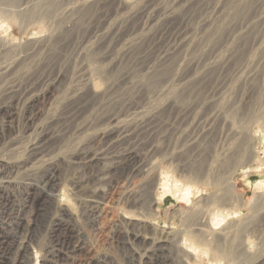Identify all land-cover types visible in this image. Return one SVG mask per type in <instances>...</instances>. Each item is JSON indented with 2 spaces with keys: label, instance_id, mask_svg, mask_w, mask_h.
<instances>
[{
  "label": "rangeland",
  "instance_id": "374dc122",
  "mask_svg": "<svg viewBox=\"0 0 264 264\" xmlns=\"http://www.w3.org/2000/svg\"><path fill=\"white\" fill-rule=\"evenodd\" d=\"M174 1L69 0V8L90 2V10L74 8L77 28L65 33L53 18L59 9L39 19L47 6L32 0L24 15L3 19L12 8L0 0V38L9 48L0 54V164L18 167L0 169V264H133L135 253L148 254L147 264L180 263L171 245L154 243L197 232L218 189L212 174L211 186L199 175L230 147H240L228 179L242 201L229 207V222L256 225L250 237L264 256V0ZM131 9L136 16L121 34L140 40L123 61L96 48L86 55L106 17L105 28ZM39 138L51 170L23 177ZM164 177L202 191L191 201L162 196ZM98 194L103 205L93 209ZM59 207L70 216L56 219ZM231 246L221 247L229 254ZM209 250L189 251L198 264H226Z\"/></svg>",
  "mask_w": 264,
  "mask_h": 264
},
{
  "label": "bare ground",
  "instance_id": "6f19581e",
  "mask_svg": "<svg viewBox=\"0 0 264 264\" xmlns=\"http://www.w3.org/2000/svg\"><path fill=\"white\" fill-rule=\"evenodd\" d=\"M67 1H69V0H35V2H38V4H41L42 6H47L46 12H44V14H42L39 17V19H44V17L47 16V15L49 17H50V15L51 16L52 15L55 16L56 15L55 12L58 11V9H59V12H57L58 16H55L53 18L54 19L56 18L55 20H58L59 19V21H56V22H59L60 25H62L61 26L62 32H65V33L72 32L73 30H75V28H77L76 27V23H77V20L79 19V18L78 19H75L74 18V14L72 12H74L76 10L75 13H77V14H79V13L85 14L88 11L87 9H89V7H90V6H88V4L90 2L89 3L88 2H84V4H82V5L78 6V7L77 6L76 7L74 6L75 10L73 11V9H74L73 7L69 8L70 6L68 4L67 5L69 7L67 5H65V2H67ZM182 1H185L184 7H186V6H189L192 3L193 0H182ZM30 2H32V0H19V2L17 4V0H8V3H9V5H10V7L12 9H9V11H8V8H7V12H4L5 14H2V18L3 19H10V18H12V19L14 18L15 19V18H17V16L24 15L25 14V11L28 9V5L30 4ZM174 3H175V5L176 4H179V0H175ZM65 6H67V7L66 8H63ZM91 7H93V6H91ZM122 7H123V5H122ZM148 7H151V6H149V4H148ZM13 8H15V10ZM2 9H4V8H2ZM132 10L133 9H131V12H129V14L127 15L126 18L124 17V21H123V18L121 17V19H119L120 21L117 19L116 21L111 22V24L108 25L107 28H105V25L108 24L107 21H109V19L111 17H106L104 23H102L103 26H104V28H102L101 30H99V31H102V32L98 36L99 40L96 43V46H94V44H93V45L88 46L87 48H84L87 51V54L86 55H90V53L94 54L95 53L94 51H95V48H96V50H101L102 51L101 52L102 54L101 53L100 54L102 56L104 55L105 58H109L113 53H115L118 56V58L120 57V59L123 61V58L130 53V51L132 50V48L138 44V42H139L138 40H140V39L136 38V39H130V40H127L126 41L125 37L128 34L127 35L121 34L123 24L124 23H127L128 20H130V19H134L135 16H136V12H133ZM60 11H61V13H60ZM170 11H171V9H170ZM137 12H138V10H137ZM172 12H171V14L168 15V21H166V23L168 22V24H170L172 22L171 19H170V17L174 13V12L173 13ZM178 12H181V11H178ZM71 13H72L71 17H68V16H70ZM59 14H60V16H59ZM78 17H80V16H78ZM53 18H52V20H53ZM63 18L66 21H64ZM80 22H81V19H80ZM51 39H50V41H51ZM5 40H7V39L0 38V54H3L5 52L9 51V48L7 46V41H5ZM125 41H126V43H124ZM121 45H122V47H121ZM119 47H121V48L118 49ZM84 49L81 48L79 51L82 52ZM15 53H16V51H15ZM13 59L15 60V58H13ZM17 63H19V61H17ZM38 66H40V65H38ZM3 68H5V67H3ZM15 69H17V68H15ZM5 70H7V71L14 70L13 63H12L11 66H7L5 68ZM37 79H35V81ZM28 88H29V85L25 86L24 87V90H21V91L26 92V90ZM25 94H24V96H25ZM118 126H120V125H118ZM113 129L116 130V128H113ZM242 134L245 135L244 132ZM240 135H241V133H240ZM251 136H252V138L254 140L253 142H255L257 144L258 143V139H257L258 137L257 136H254V135H251ZM238 137H239V134H238ZM47 149L48 148H46V146L44 144H42L41 138H39L34 144L31 145V148L28 150V153L26 154V158L24 159L23 163L21 164V169L22 168L24 169L23 177H31L34 174L36 175V171L39 170V169H46L47 171L51 170V167H52V163L51 162L52 161H49L47 159V157H46V159L43 157V155L46 153ZM238 150L240 151V147H239ZM236 151L232 147H230L224 153H222V154L220 153L219 156H217L215 159H213L214 162L212 164H209V167H207L208 170H205L204 172H202L199 175L200 183H202L203 185L208 186L210 184H208L207 179L210 177V174H212L211 176H213V180H214V184H212V187L214 186V187H216L218 189H217L216 192H214L211 195L212 196L211 197L212 200L210 202H212L213 204H211L210 206L208 205L210 208L208 207V209L206 211L203 210L204 211V214H203L202 218L199 217V219H201V221H200V224L197 225L198 227H196L197 228L196 229L197 232L196 231L194 233L193 232H189L190 230L187 229L189 231L184 232V234L182 233L181 234V237L179 235L178 238H175L172 241H170V239L166 240L167 238H165L162 241L161 240L160 241L157 240L158 242L154 243V248L161 249V250L162 249L165 250L166 249V246H168V244H169V246L171 245L172 246V249L174 250V252H175V254L177 256V258L179 259V260L177 259V262H180L178 264H198L197 261H196L197 259L195 257H193L192 253L189 250H193L196 253H207V252L210 251L209 250L210 248H212V257H211V260L212 261H216V262L224 261V262H226V264H247L249 262H254L253 264H264V256L262 254L261 255H258V252H261L260 250L262 248V245L261 244H258L256 241H253V239H252L253 237L252 238L250 237L251 232H254L255 233V230H256L255 226L256 225L253 226L254 228L251 229L250 226H246L245 227L244 224H243L244 225V227H243V225L238 224L237 222H233V221H230L229 222V220H231L232 214L234 213V212L233 213L230 212L229 207H231L233 203H238V202L240 203V201H242L241 200L242 198L240 197V195L237 196L234 193V186H233L234 184L231 183V182H229V179H228L229 178L228 174H230V172H231L232 167L234 166V164L236 166L233 169L237 168L240 165L239 164V161H240L239 159L240 158L237 157V152L239 153V151H237V152ZM238 156H240V155H238ZM248 159H249V157H248ZM247 162H248V160H247ZM249 162H250V160H249ZM15 168H18V167H15L14 165H11L10 163H7V164H2L1 163L0 164V169L2 170L3 173H5V172L11 173V171H13ZM19 169H20V167H19ZM145 174H147V173H145ZM195 178H197V177H195ZM7 179L8 180L5 181V182H3V184H10L11 183V181H9V178L8 177H7ZM185 179H186V177H185ZM204 179H206V180H204ZM154 184H156V183L154 182ZM197 184H199V183H197ZM27 186H29V185H27ZM195 187L196 186L194 185V182H185V183H182L181 181L180 182H176L175 180L174 181L171 180L169 177H164L162 179V182H161V188L163 190L162 196H166L167 194H172L174 197L179 198V199H182V200H185V201H191V198H192L191 196H193L196 193H199V192L202 191V190L200 191L199 189H197ZM206 196H207V194H206ZM100 198L104 199V195L98 194L97 196L94 195L91 198L90 204H91V207H93V209L100 208V206L103 205L102 201L101 202L98 201ZM52 199L53 198L51 197L50 200H52ZM54 204H56V203H54ZM154 204H156V200L151 199L150 202H149L150 207H153ZM200 204H202V203L200 202ZM67 209H65L63 207H59L58 210H59L60 216H57L56 219H61V217L63 218V217H66L68 215L70 216V214H68V210ZM200 210H202V209H200ZM260 215H262L264 217V207L262 208V210L260 212ZM58 221L59 220H54V221L51 222V224H53V228H56L57 226H59V224H56ZM225 222L226 223L229 222V223L224 228H222V229L221 228L220 229L217 228L220 225L222 226V224L225 223ZM195 223H196V221H195ZM247 224H249V223H247ZM191 225H193V224H191ZM67 227H68V225H67ZM18 228H20V224H19ZM262 229H263V227L261 228V232H263ZM177 232H176V234H177ZM140 236L136 235L135 238H134V240L136 242H140L142 239H144V238H141ZM172 237H173V235H172ZM146 238H148V237H146ZM260 239H263V238H260ZM254 240H256V239H254ZM228 241L230 243L232 242V246H231L232 252L231 253L228 252L229 254H227L226 252H224V250H222V247H221L222 244L227 243ZM253 243L256 244L255 245L256 247L257 246H260V247H257V248L256 247H253L254 249L255 248L257 249V250H255V252L251 251V247H250V244H253ZM2 245H5V243H2ZM252 246H254V245H252ZM151 248H153V246ZM145 251L146 250H144V252ZM3 253H4V251H3ZM135 254H137V253H135ZM135 254H133V257H134L132 259L133 260V264H136V263L137 264H147V262L145 261V259H147L148 254H144L143 253L144 255L143 256L142 255L140 256L141 253H139L138 254V256L140 257V258L138 257L139 260H136L137 257L135 256ZM227 256H228V258H227Z\"/></svg>",
  "mask_w": 264,
  "mask_h": 264
}]
</instances>
